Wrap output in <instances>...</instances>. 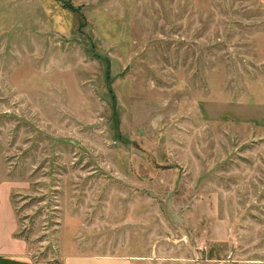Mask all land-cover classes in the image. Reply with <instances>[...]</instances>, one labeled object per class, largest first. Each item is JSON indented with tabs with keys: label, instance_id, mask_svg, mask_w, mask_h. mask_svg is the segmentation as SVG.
<instances>
[{
	"label": "rangeland",
	"instance_id": "374dc122",
	"mask_svg": "<svg viewBox=\"0 0 264 264\" xmlns=\"http://www.w3.org/2000/svg\"><path fill=\"white\" fill-rule=\"evenodd\" d=\"M36 264H264V4L0 0V182Z\"/></svg>",
	"mask_w": 264,
	"mask_h": 264
},
{
	"label": "crops",
	"instance_id": "0c3cea01",
	"mask_svg": "<svg viewBox=\"0 0 264 264\" xmlns=\"http://www.w3.org/2000/svg\"><path fill=\"white\" fill-rule=\"evenodd\" d=\"M264 4V0H259ZM15 185L11 181L0 182V264H36L28 257L26 242L14 235L17 230L11 193ZM61 264H131L128 257L70 256L62 257Z\"/></svg>",
	"mask_w": 264,
	"mask_h": 264
},
{
	"label": "trees",
	"instance_id": "16d2710c",
	"mask_svg": "<svg viewBox=\"0 0 264 264\" xmlns=\"http://www.w3.org/2000/svg\"><path fill=\"white\" fill-rule=\"evenodd\" d=\"M14 236L17 237V238H20L17 234H15ZM21 239H22V238H21ZM23 240H24V239H23ZM24 241H25V240H24Z\"/></svg>",
	"mask_w": 264,
	"mask_h": 264
}]
</instances>
